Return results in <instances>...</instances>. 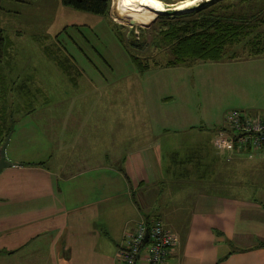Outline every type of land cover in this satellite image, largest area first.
I'll return each mask as SVG.
<instances>
[{"label": "crops", "instance_id": "crops-1", "mask_svg": "<svg viewBox=\"0 0 264 264\" xmlns=\"http://www.w3.org/2000/svg\"><path fill=\"white\" fill-rule=\"evenodd\" d=\"M65 109L58 112L73 114ZM85 109L83 130L71 115L63 136L48 142V157H7L16 165L0 173V264H117L123 234L153 219L179 237L168 264H264V181L221 177L222 160L257 164L247 160L252 154L215 149L220 123L176 127L167 110L169 127L154 121L152 108H145L149 123L133 110L124 122L120 108ZM45 124L11 129L7 152L18 130ZM199 127L214 136L211 145L196 140L195 151L180 150L167 138L205 132Z\"/></svg>", "mask_w": 264, "mask_h": 264}, {"label": "rangeland", "instance_id": "rangeland-1", "mask_svg": "<svg viewBox=\"0 0 264 264\" xmlns=\"http://www.w3.org/2000/svg\"><path fill=\"white\" fill-rule=\"evenodd\" d=\"M213 1L110 0L109 12L103 17L64 7L60 0H0V30L6 39L0 64V126L5 127V134L8 127L47 124L42 127L46 130H18L5 150L6 160L48 157V142L63 136L71 115L76 122L72 127L83 130L85 108H120L124 122L133 110L139 122L146 123L151 121L145 111L152 108L157 124L174 127L170 122L167 125L169 115L163 117L170 110L176 127L190 124L208 129L218 123L222 127L229 110L264 115L252 110L264 108V54L251 55L254 43L264 40V0ZM167 3L175 5L172 11L188 10V14L159 17L167 12ZM211 9L225 14L224 18L231 15L237 25H250L249 35L240 43L225 45L220 61L196 59L167 66L177 56L164 34ZM58 108H73V114L60 113ZM26 109L33 112L24 114ZM213 137L207 130L171 133L167 138L175 148L191 145L189 150L195 151L196 140L207 146ZM16 143L20 145L13 156ZM250 158L249 163L257 164L253 168L221 159V177L227 181L229 171L238 181L263 182V153ZM254 196H258L255 188ZM163 203L164 195L159 194L157 207Z\"/></svg>", "mask_w": 264, "mask_h": 264}, {"label": "built area", "instance_id": "built-area-1", "mask_svg": "<svg viewBox=\"0 0 264 264\" xmlns=\"http://www.w3.org/2000/svg\"><path fill=\"white\" fill-rule=\"evenodd\" d=\"M248 112L229 110L225 113L223 125L214 140L217 151L261 154L264 146V115ZM178 244V235L160 219L141 220L132 230L123 234L117 249L116 263L168 264L169 255Z\"/></svg>", "mask_w": 264, "mask_h": 264}, {"label": "trees", "instance_id": "trees-1", "mask_svg": "<svg viewBox=\"0 0 264 264\" xmlns=\"http://www.w3.org/2000/svg\"><path fill=\"white\" fill-rule=\"evenodd\" d=\"M221 1L226 0H214L212 4H217ZM60 3L62 6L69 7L76 11L92 13L103 17L107 16L110 8V0H60ZM162 14L164 15L158 16L166 17V15L169 14L184 16L188 13L186 11ZM224 15L225 14H216V11L211 9L208 12L200 13L198 17L190 19L180 26L170 27L169 32H166L164 36L166 42H172L171 44L174 45L172 52L173 55L177 57L173 61H168L166 65L175 66L196 59H209L214 62L220 61L223 56L225 45L240 43L241 38L248 36L249 30H251V28H249L250 25H237L231 20V15H227V18H224ZM133 36L135 38L134 32ZM118 40L123 43L120 36H118ZM5 45L6 39L3 36V31L0 30V64L5 56ZM254 45L255 52H253L254 50L252 51V56L264 54V40H260L256 44L254 43ZM131 57L134 58L133 56ZM137 65L139 66V62H137ZM4 128V126H0V137L5 135V140L11 128L8 127L5 134ZM198 129L200 131H207V129H203L202 127Z\"/></svg>", "mask_w": 264, "mask_h": 264}, {"label": "water", "instance_id": "water-1", "mask_svg": "<svg viewBox=\"0 0 264 264\" xmlns=\"http://www.w3.org/2000/svg\"><path fill=\"white\" fill-rule=\"evenodd\" d=\"M164 6H165L166 11H167V12H164V13H173V12L179 13V12L188 11V10L172 11L171 9L175 6L173 4L172 5L164 4ZM154 13H158L159 14V12H154ZM134 34H135V37H137V34H138L137 30L134 31ZM9 139H10V134L7 135V137L4 140V143L0 147V173H1L2 170L16 165V163L9 162L5 158V150H6V147H7L8 143H9ZM147 238H148V236L146 235V237H145L146 241H147Z\"/></svg>", "mask_w": 264, "mask_h": 264}]
</instances>
